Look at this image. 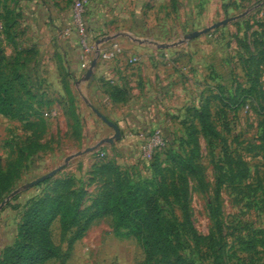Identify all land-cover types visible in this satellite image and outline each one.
<instances>
[{"label": "rangeland", "instance_id": "obj_1", "mask_svg": "<svg viewBox=\"0 0 264 264\" xmlns=\"http://www.w3.org/2000/svg\"><path fill=\"white\" fill-rule=\"evenodd\" d=\"M76 1L1 0L2 68L21 76L46 132L42 148L32 153L27 128L0 115V171L16 168L17 174L0 197V206L7 201L0 209V257L16 241L31 201L83 191L86 209L114 188L117 173L144 180L153 163L173 169V156L191 153L188 128L194 125L200 131L198 176L188 177L190 225L181 230L185 236L192 228L209 241L195 247L186 238L190 246L183 255L194 264H264V0H89L84 23L93 32L85 69ZM222 21L228 23L184 40ZM112 40L121 43L124 56L98 61L87 79L98 51ZM130 56L140 61L130 64ZM85 87L93 88L89 98ZM93 109L118 126L119 139ZM202 114L210 117L217 139L203 136ZM156 131L166 147L152 158L144 147ZM105 140L113 143L85 153ZM220 177L226 183L218 233L212 210ZM165 209L184 221L177 203ZM113 226V216L106 217L75 240L78 230L62 233L57 219L52 238L67 259L44 264H146L142 245L117 237Z\"/></svg>", "mask_w": 264, "mask_h": 264}, {"label": "trees", "instance_id": "obj_2", "mask_svg": "<svg viewBox=\"0 0 264 264\" xmlns=\"http://www.w3.org/2000/svg\"><path fill=\"white\" fill-rule=\"evenodd\" d=\"M5 62L0 37V115L20 122L27 128L29 148L35 153L42 148L40 141L46 132V121L30 103L34 98L20 81L21 76L18 73L7 74L3 70ZM115 92L118 93L117 89ZM199 124L205 138H218L219 133L208 114L201 115ZM188 132L191 153L187 157L173 156V169L163 170L153 163L149 165V176L144 180H125L117 173L114 188L97 196L86 209H83V191L70 196L62 194L31 201L24 213L18 237L11 246L4 249L0 264H44L53 259L64 262L67 259L65 252L52 238L53 223L59 219L62 233L78 230L75 238L78 240L96 221L109 216H113V229L117 237H134L142 245L147 255L146 264H194L183 255L190 246L188 240L199 247L208 244L209 239L199 237L192 228L185 236L181 230L190 225L187 206L188 177L198 176L200 131L191 125ZM159 152L156 151L152 158ZM167 173H172V177ZM244 177L245 174L241 173L240 179L244 180ZM16 179V168L0 171V197L10 192ZM225 183V177L217 180V205L212 210L218 233L222 232L219 197ZM174 202L181 207L183 222H179L173 209L170 213L165 209L166 206H173Z\"/></svg>", "mask_w": 264, "mask_h": 264}, {"label": "built area", "instance_id": "obj_3", "mask_svg": "<svg viewBox=\"0 0 264 264\" xmlns=\"http://www.w3.org/2000/svg\"><path fill=\"white\" fill-rule=\"evenodd\" d=\"M89 4V0H78L74 3L73 6V18L74 23L77 27V33L80 38V44L82 47V60L83 65L82 68H87V65L89 64V54H90V47H89V41H90V34L93 32V30L86 26L84 23L85 15H86V8ZM90 29V31H89ZM90 32V33H89ZM125 54V49L122 47L121 43H119L116 40H112L111 42H108L105 44L99 52V61L102 63H111L114 62L116 59H119L123 57ZM140 61L138 56H130L129 63L130 64H137ZM166 147L165 139L162 137L160 131H156L153 133L150 138L148 139L147 144L144 147L145 149H148L151 154L155 153L156 151H161L163 148Z\"/></svg>", "mask_w": 264, "mask_h": 264}, {"label": "water", "instance_id": "obj_4", "mask_svg": "<svg viewBox=\"0 0 264 264\" xmlns=\"http://www.w3.org/2000/svg\"><path fill=\"white\" fill-rule=\"evenodd\" d=\"M227 23H228V21H222V22L216 23V24H214L213 26L208 27V28H206V29H204V30H202V31H200V32H194L192 35L186 36V37L184 38V40H190V39H194V38L200 37V36H202V35H204V34H208V33H210L212 30H215V29H217V28H220V27L226 25ZM182 42H183V41H181L180 43H182ZM163 48H165V47H163ZM98 61H99V51H98V56H97V58L94 59V60L92 61L91 65H90V69L88 70L87 75H86V78H87V79H89V78L92 76V74H93V69L97 66ZM93 110H94V112L96 113V115H97L99 118H101V119H102L107 125H109L110 127L113 128V130L115 131V138H114V139H119L120 136H121V132H120L118 126H117L115 123L109 121V120H108L105 116H103L99 111H97V110H95V109H93ZM105 142L113 143V140H108V141L105 140V141H101L98 145H96V146H94V147H91V148L87 149V150L85 151V153H87V152H93V151L97 150V149H98L101 145H103ZM79 155H80V153L77 154V156H79ZM70 159H71V158H68L66 161H69ZM62 169H63V166H61V167L55 169L54 171L48 173L47 175H45V176H43V177H41V178L35 180L34 182L30 183V184H29V187L37 186V185H39V184H41V183H43V182L49 180L51 177H53L55 174H57L58 172H60ZM6 203H7V201H4V202L1 204L0 209H1L2 207H4V206L6 205Z\"/></svg>", "mask_w": 264, "mask_h": 264}, {"label": "crops", "instance_id": "obj_5", "mask_svg": "<svg viewBox=\"0 0 264 264\" xmlns=\"http://www.w3.org/2000/svg\"><path fill=\"white\" fill-rule=\"evenodd\" d=\"M92 29V28H91ZM85 86L87 87V84L85 83ZM85 87V89H83V94H85V96H87L88 98L90 97V96H92V90H93V88L92 89H90V88H86ZM101 220H103V219H101ZM101 220H98V221H96L94 224H96L97 222H99V221H101ZM93 224V225H94ZM92 225V226H93Z\"/></svg>", "mask_w": 264, "mask_h": 264}]
</instances>
